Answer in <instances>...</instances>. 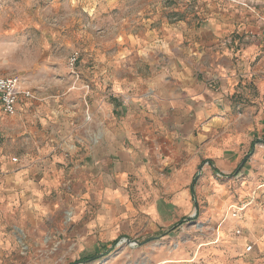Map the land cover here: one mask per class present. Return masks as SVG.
I'll return each instance as SVG.
<instances>
[{"label": "crops", "instance_id": "obj_1", "mask_svg": "<svg viewBox=\"0 0 264 264\" xmlns=\"http://www.w3.org/2000/svg\"><path fill=\"white\" fill-rule=\"evenodd\" d=\"M154 20L139 35L127 36L124 53L118 46L113 56L94 59L97 73L89 71L78 81L81 90L72 95L83 94L91 114L81 131L71 117L65 138L35 140L33 151L19 157L0 155V202L11 208L41 207L43 187L77 173L87 179L95 175L104 183L108 169L120 182L129 176L135 183L152 182L157 175L170 178L178 205L188 213L195 196L193 176L202 169L197 193L216 191L204 212L214 231L149 247V259L139 264H230L231 257L260 252L264 246V177L257 181L264 163V81L246 71L243 56L253 53L251 46L236 44L252 31L231 24L187 27ZM125 53L132 56H121ZM121 61L123 73H107L112 62ZM32 93L34 98L19 97L16 112L39 101ZM251 96L255 102L248 104ZM255 140L247 158L233 151ZM215 174L258 186L248 200L241 189L235 203L232 191ZM165 203L138 207L133 222L143 215L144 221L164 226ZM237 207L243 209L232 217ZM99 219L95 223L104 222Z\"/></svg>", "mask_w": 264, "mask_h": 264}, {"label": "rangeland", "instance_id": "obj_2", "mask_svg": "<svg viewBox=\"0 0 264 264\" xmlns=\"http://www.w3.org/2000/svg\"><path fill=\"white\" fill-rule=\"evenodd\" d=\"M153 18L154 23L164 20L187 27H249L247 39H236V44L251 46L253 53L243 56L246 71L264 81V0H0V76H18L39 98L13 115L0 112V155L19 157L33 151L35 140L65 138L71 117L81 131L91 119L83 94L72 95L81 90L82 76L97 73L94 59L113 56L118 46L124 53L127 36L139 35ZM73 51L79 52L78 79L67 65ZM123 63L112 62L107 73H123ZM250 86L252 90V82ZM254 102L251 96L248 104ZM250 137L256 139L252 132ZM256 141L233 151L247 158ZM258 170L260 181L261 164ZM214 178L229 187L235 203L241 189L248 200L258 186L221 174ZM170 180L157 175L152 182L135 183L129 176L120 182L107 169L104 183L95 175L87 179L77 173L43 187L41 207L11 208L0 202V264H139L149 259V247L157 249L170 239L171 246L180 235L209 236L215 228L209 227L204 212L216 191L197 193L202 169L193 176L195 196L188 213L178 205ZM154 202H166L164 226L144 221L143 215L133 222L138 207ZM97 219L104 222L95 223ZM259 249L231 257L229 263L264 264V246Z\"/></svg>", "mask_w": 264, "mask_h": 264}, {"label": "built area", "instance_id": "obj_3", "mask_svg": "<svg viewBox=\"0 0 264 264\" xmlns=\"http://www.w3.org/2000/svg\"><path fill=\"white\" fill-rule=\"evenodd\" d=\"M79 60V52L73 51L70 53L67 59V65L71 69L72 73L75 74V78H79L77 72V63ZM89 84H84V89L88 90ZM34 98L32 90L24 85L22 80L18 76H0V111L6 115H13L16 112V103L19 97ZM264 170V163L262 164ZM243 208L237 207L231 212L232 217H237L238 212ZM240 230H236V234H239ZM252 246L249 244L246 246L245 251L249 252Z\"/></svg>", "mask_w": 264, "mask_h": 264}, {"label": "trees", "instance_id": "obj_4", "mask_svg": "<svg viewBox=\"0 0 264 264\" xmlns=\"http://www.w3.org/2000/svg\"><path fill=\"white\" fill-rule=\"evenodd\" d=\"M209 163H210V162H209ZM93 258H95V256H94V257H91V258L83 259V260L80 261V262H86V261H89V260H91V259H93Z\"/></svg>", "mask_w": 264, "mask_h": 264}, {"label": "bare ground", "instance_id": "obj_5", "mask_svg": "<svg viewBox=\"0 0 264 264\" xmlns=\"http://www.w3.org/2000/svg\"><path fill=\"white\" fill-rule=\"evenodd\" d=\"M70 214V213H69ZM163 263V262H162Z\"/></svg>", "mask_w": 264, "mask_h": 264}]
</instances>
